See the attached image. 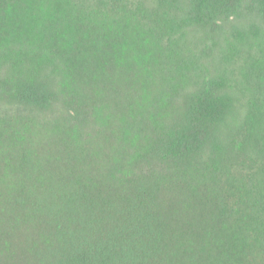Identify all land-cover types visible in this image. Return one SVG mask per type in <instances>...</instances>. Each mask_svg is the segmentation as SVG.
Returning <instances> with one entry per match:
<instances>
[{
	"label": "trees",
	"instance_id": "trees-1",
	"mask_svg": "<svg viewBox=\"0 0 264 264\" xmlns=\"http://www.w3.org/2000/svg\"><path fill=\"white\" fill-rule=\"evenodd\" d=\"M240 59L264 0H0V264H264Z\"/></svg>",
	"mask_w": 264,
	"mask_h": 264
},
{
	"label": "rangeland",
	"instance_id": "rangeland-1",
	"mask_svg": "<svg viewBox=\"0 0 264 264\" xmlns=\"http://www.w3.org/2000/svg\"><path fill=\"white\" fill-rule=\"evenodd\" d=\"M256 50V48L254 49ZM259 52H255V54H258ZM243 59V58H242ZM240 59L234 61V68L236 71V79L239 80V83H244L248 85V87L251 89L249 94H247L246 97L242 96V105L246 107L248 106V102L251 100L257 101V96L254 95V93H259V97L263 99L264 97V86H262L261 81V74L264 73V71L260 68H257L256 66H246L244 60ZM231 69V66H229ZM258 85L256 86L255 84ZM255 85V86H254ZM239 107V104H236ZM247 110L243 111L240 109V114L237 116L238 119H243L246 115ZM5 112L1 113L2 115Z\"/></svg>",
	"mask_w": 264,
	"mask_h": 264
}]
</instances>
